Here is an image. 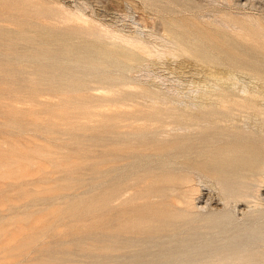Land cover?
I'll return each instance as SVG.
<instances>
[{
  "label": "rangeland",
  "instance_id": "1",
  "mask_svg": "<svg viewBox=\"0 0 264 264\" xmlns=\"http://www.w3.org/2000/svg\"><path fill=\"white\" fill-rule=\"evenodd\" d=\"M263 44L264 0H0V264H161L222 244V225L185 228L222 212V171L235 187L264 169V134L243 118L225 128L187 93L214 72L264 77Z\"/></svg>",
  "mask_w": 264,
  "mask_h": 264
},
{
  "label": "bare ground",
  "instance_id": "2",
  "mask_svg": "<svg viewBox=\"0 0 264 264\" xmlns=\"http://www.w3.org/2000/svg\"><path fill=\"white\" fill-rule=\"evenodd\" d=\"M59 6H61V5H59ZM63 7L65 8L64 11L67 12V13H63V14L64 15L69 14L67 16L77 20V22L80 21L83 23H89L90 20L92 21V19H89V17L86 14H84L83 12H81L79 10L71 11L69 8H68L69 9L68 10L65 6H62V8ZM100 25L102 27L100 26L99 28L100 29L102 28L103 33H104L103 36L106 35L109 38H112V40L114 39V40H117L118 42H120L122 44H125L133 52H138V53H140V55L142 53H147V54H149L150 57L153 56V59H154V56L157 55V54H155V51H154V53H152V51H151L152 48L150 49L149 44H147L145 41H143L138 36H133V35H129V34L122 33V32L119 33V32H117V29L115 31V29L114 30L110 29L109 26H108L109 27L108 28V27L103 26L102 24H100ZM85 26H86V24H85ZM157 50H159V49H157ZM161 50L163 51V53H161L162 51L160 53L163 56L174 55V56H169V57H176L177 53H184L185 54L187 52L183 48H179V45L175 46L173 48L168 47V46H164L163 49L161 48ZM147 54H145V55H147ZM160 55H159V57H160ZM156 58L158 60V57H156ZM150 60H151V58H150ZM204 63L206 65H208L207 62H204ZM182 71L183 70L181 69V73H182ZM207 71H208V69H207ZM210 74H211V72H210ZM213 74L214 75L211 74V76H213L212 77L213 82H207V80H206V83H204V84H200V83L194 84L192 82L191 85H193L195 87V89L190 90L188 93L186 92L187 94H189L187 96H191L193 98V101H191V105L194 106V108L196 107V108H203V109L222 110V123L224 122L225 128H227L229 130L238 129L237 125L239 122H241V118H243L249 124H252L259 133L264 134V77L259 78L260 77L259 76L258 77L259 79L256 80V75L254 77H250L248 74V76L250 78L247 76L246 77L242 76L240 78L238 76L241 73L238 75L233 70L228 71L225 75H220L219 73H215V72ZM221 74H223V73H221ZM211 76L208 77V79L211 78ZM205 77H207V76H205ZM212 78H211V80H212ZM153 80H154V78H153ZM183 81H185V80H183ZM162 85H163V83H162ZM187 86H188V84H187ZM176 87L174 90V92H175L174 94L178 93L177 97H179L180 92H179V89H176ZM117 88H119V87H117ZM124 89H127V86H126V88L124 87ZM173 89H172V91L170 89L169 90L171 92H173ZM181 89H183V88L181 87L180 91H181ZM110 92H112L111 89H110ZM110 92H109V95H110ZM171 92H168V93L172 94ZM115 93H116V91H115ZM104 94L106 95V93L103 92V95ZM184 97H186V95ZM183 103H182V106L184 105ZM156 106H158V105H156ZM188 106H190V105H188ZM179 107H181V105H179ZM212 122H214V121H212ZM157 125H159V124H157ZM179 129H180V127H179ZM185 131H187V130H185ZM177 132H179V131H177ZM260 169H262V167ZM260 169H259V171H256L255 169L250 170L248 173L245 171L244 172H237L233 179H236V178L241 179L242 184L235 186V187H233V186L227 187L223 184V182L225 183V180L228 181V180H231V178H230L229 173L222 171V187L219 188V191L222 194V195H220V199H219L222 202V203L220 202L222 204V208H221L222 212L218 213L217 211L211 210L205 215V217H201V218L197 219L196 221L193 222V224L190 223L185 228V229L188 228V230H187L188 236L191 235L193 237H203V235L207 234L208 232L216 231V229H218L220 227V225H222V231L218 230V235L221 236L220 240L222 241V244L213 245L211 247L212 249L209 251L207 250V248L209 247L208 243L202 244V247H199V245L197 244V246L195 248V252L193 251V253L190 255V257H188V259L184 260L180 257L177 258L175 256L172 259L164 260L161 264H243L245 260H247L248 262H250L252 264H264V224H263L264 223V221H263L264 220V193L262 192L263 188H264V173H263L264 169H262L261 172H260ZM253 177H255L256 180L252 179ZM254 182L258 183V185H259V188H258L256 193H252L251 189L249 187V186H251V183H254ZM215 185H217V184H214L213 186H215ZM211 197H213V196H211ZM210 200H212V199H208V201L206 202V207L203 208L204 211L207 207H209V205H210L209 201ZM240 203H245L247 205L246 206L247 211L246 210L241 211L242 212L241 214H240V207H239ZM236 231L242 232V235H241L242 237L240 236L241 239L239 240V242L234 243V244L226 243L227 242L226 241L227 236L228 235L231 236V234L233 232H236ZM247 232H249L248 236H246ZM232 236H233V234H232ZM233 237L235 238V236H233ZM231 240H233V238ZM248 249H254V250L259 251V257L258 256L257 257H248V259H247V257H244V259H242V256H243L242 254L243 253L246 254Z\"/></svg>",
  "mask_w": 264,
  "mask_h": 264
}]
</instances>
